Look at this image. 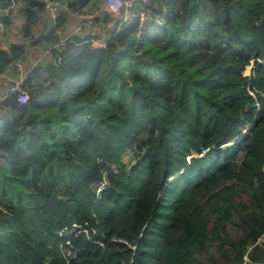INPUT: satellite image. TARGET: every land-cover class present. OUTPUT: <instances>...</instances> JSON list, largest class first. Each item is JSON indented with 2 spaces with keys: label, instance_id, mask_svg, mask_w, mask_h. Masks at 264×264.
Masks as SVG:
<instances>
[{
  "label": "trees",
  "instance_id": "1",
  "mask_svg": "<svg viewBox=\"0 0 264 264\" xmlns=\"http://www.w3.org/2000/svg\"><path fill=\"white\" fill-rule=\"evenodd\" d=\"M59 1V26L96 9ZM28 3L25 35L44 11ZM128 12L104 46L54 47L25 103L0 102V264H264V0ZM23 55L0 47V72Z\"/></svg>",
  "mask_w": 264,
  "mask_h": 264
},
{
  "label": "crops",
  "instance_id": "2",
  "mask_svg": "<svg viewBox=\"0 0 264 264\" xmlns=\"http://www.w3.org/2000/svg\"><path fill=\"white\" fill-rule=\"evenodd\" d=\"M28 1L29 0H0V24L2 23L3 25L5 19L9 20L8 26L3 25V27L0 28V47L7 49L11 44H20L24 47L23 59L20 61L21 69L19 72L13 69L10 74L11 79H18V77L21 76L23 80L27 75H30L35 68L32 66L35 61H38L39 65L45 62L53 63L46 57L44 50L49 47L53 49L59 39H65L67 42L74 36L79 37L76 31L78 19L72 13H66V17L62 20L60 25L61 33L59 36L57 35V40L52 45L43 41L41 35L47 33L46 25L50 19L45 10L38 13L40 18L31 26V33L29 35L23 34L21 25L25 20L26 11L32 9ZM92 2L93 6L99 9V13L94 19L97 30V40L106 43L111 37V32L119 28L121 22L129 17L128 8H121L117 12H111L104 7L105 5L103 2H99L98 0ZM7 3H11L8 9L6 8L8 6ZM4 4L7 6L4 7ZM113 21H116V25L111 28L110 25ZM7 84V79L1 77L0 94L4 91Z\"/></svg>",
  "mask_w": 264,
  "mask_h": 264
},
{
  "label": "built area",
  "instance_id": "3",
  "mask_svg": "<svg viewBox=\"0 0 264 264\" xmlns=\"http://www.w3.org/2000/svg\"><path fill=\"white\" fill-rule=\"evenodd\" d=\"M44 3V10L48 13L50 19H52V30L54 31V33L56 35H60L61 33V28L59 26V16L60 13L63 11H68V5L66 1H59V0H42ZM101 2H103V4L105 5L104 7L106 9H108L111 12H117L119 11L121 8H128L129 6H131L134 2H136L137 0H99ZM145 1V0H142ZM11 4V3H10ZM10 4H8V6L6 7L7 9L11 6ZM99 13V9H92L88 12H74L72 13L77 19H78V23L76 25V31L79 34V39L81 42H90L95 46H104L105 43L104 42H100L97 40V30H96V26L94 23V19L95 17L98 15ZM3 25L2 23L0 24V28H2ZM115 30H118V28H116ZM66 43L65 39H59L56 42L55 47L56 48H60L63 44ZM44 54L46 55V57H48L54 65H58L60 62V58L56 57L52 47L46 48L44 50ZM33 67H37L39 66L38 61H35L32 65ZM249 67V65H248ZM16 70L17 72L20 71L21 69V63L20 62H14L11 65H8L4 68V70L2 72H0V78H5L8 81V84L6 86V88L4 89V91L0 94V102L7 100L8 98L15 96L17 101L20 103H25L28 99V95L26 90L22 87V77L19 76L18 79H11L10 78V74L12 70ZM250 69L253 71V67H250ZM258 106V104H257ZM103 189V183L98 185L97 188V197L99 198L101 195ZM75 228V232L73 234V236H77L79 233H86L88 234L87 230L79 227V226H74ZM110 241L113 242H123L120 239H110ZM94 244H99V245H103V243L98 242V241H92ZM66 245H69V247H71L70 244V240L69 238L66 240ZM133 249H135V247L132 246ZM73 253L72 248L69 249H65L64 251V256L66 257H70Z\"/></svg>",
  "mask_w": 264,
  "mask_h": 264
},
{
  "label": "rangeland",
  "instance_id": "4",
  "mask_svg": "<svg viewBox=\"0 0 264 264\" xmlns=\"http://www.w3.org/2000/svg\"><path fill=\"white\" fill-rule=\"evenodd\" d=\"M115 25H116V21H113V23L111 22L110 27L113 28ZM250 67H253V69H254V65H253V61H252V60H251V62H250V64H249V67H247L246 70H245V72H244L246 75L253 74V71L250 69ZM247 129H248V125L246 126V128L244 129L243 132H246ZM130 155H132V154H125V155L123 156V160H124L125 162H127V161H128V157H129ZM128 163H129V162H128ZM179 175H180V173H179ZM179 175H178V176H179ZM176 178H177V177H176ZM176 178L173 179V177H172L169 181H173V180H175ZM167 198H168V197H167Z\"/></svg>",
  "mask_w": 264,
  "mask_h": 264
},
{
  "label": "water",
  "instance_id": "5",
  "mask_svg": "<svg viewBox=\"0 0 264 264\" xmlns=\"http://www.w3.org/2000/svg\"><path fill=\"white\" fill-rule=\"evenodd\" d=\"M51 27H52V19H49L48 22H47V25H46V32L50 31L51 30ZM179 174H176L175 176H173V179L178 177ZM95 232L100 235V232L99 230H95ZM78 255V250H75V257Z\"/></svg>",
  "mask_w": 264,
  "mask_h": 264
},
{
  "label": "clouds",
  "instance_id": "6",
  "mask_svg": "<svg viewBox=\"0 0 264 264\" xmlns=\"http://www.w3.org/2000/svg\"><path fill=\"white\" fill-rule=\"evenodd\" d=\"M249 126V125H248ZM111 239H113V238H111ZM114 239H116V238H114ZM111 242H113V241H111Z\"/></svg>",
  "mask_w": 264,
  "mask_h": 264
}]
</instances>
